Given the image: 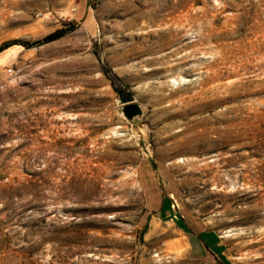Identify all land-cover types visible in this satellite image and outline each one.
Returning a JSON list of instances; mask_svg holds the SVG:
<instances>
[{
    "label": "rangeland",
    "instance_id": "374dc122",
    "mask_svg": "<svg viewBox=\"0 0 264 264\" xmlns=\"http://www.w3.org/2000/svg\"><path fill=\"white\" fill-rule=\"evenodd\" d=\"M4 43L0 264H264V0H0Z\"/></svg>",
    "mask_w": 264,
    "mask_h": 264
},
{
    "label": "trees",
    "instance_id": "16d2710c",
    "mask_svg": "<svg viewBox=\"0 0 264 264\" xmlns=\"http://www.w3.org/2000/svg\"><path fill=\"white\" fill-rule=\"evenodd\" d=\"M63 32L64 31L62 29V30H59L56 33L49 34V35H47L46 37H44L42 39H38V40H35V41H22V40H20V42H21V44H23L26 47H32V46L40 45V44H42L44 42H47V41H51V40L57 39V38H59V37H61L63 35ZM11 45H12L11 43H4V44L0 45V52H2L3 50H5L6 48H8ZM114 87H115L116 91L120 94V96H121L123 101L131 100V93L126 94V93H124V90L119 88L118 86L114 85ZM209 233L214 236V244L220 242L221 237L218 234H215L214 231H210V232L203 231L198 236H200V237H204L205 236L206 237ZM207 237H209V235ZM223 262L228 264L227 261H225L224 259H223Z\"/></svg>",
    "mask_w": 264,
    "mask_h": 264
},
{
    "label": "water",
    "instance_id": "95a60500",
    "mask_svg": "<svg viewBox=\"0 0 264 264\" xmlns=\"http://www.w3.org/2000/svg\"><path fill=\"white\" fill-rule=\"evenodd\" d=\"M122 112L132 122H138L144 115V108L138 102H127L122 106Z\"/></svg>",
    "mask_w": 264,
    "mask_h": 264
},
{
    "label": "crops",
    "instance_id": "0c3cea01",
    "mask_svg": "<svg viewBox=\"0 0 264 264\" xmlns=\"http://www.w3.org/2000/svg\"><path fill=\"white\" fill-rule=\"evenodd\" d=\"M230 264H235V262H233V261H230Z\"/></svg>",
    "mask_w": 264,
    "mask_h": 264
}]
</instances>
